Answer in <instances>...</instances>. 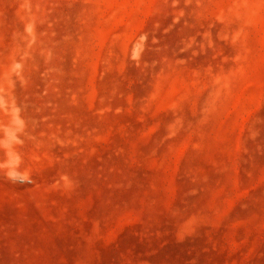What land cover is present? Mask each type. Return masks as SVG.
Here are the masks:
<instances>
[{"label":"rangeland","instance_id":"374dc122","mask_svg":"<svg viewBox=\"0 0 264 264\" xmlns=\"http://www.w3.org/2000/svg\"><path fill=\"white\" fill-rule=\"evenodd\" d=\"M0 99V264H264V0H0Z\"/></svg>","mask_w":264,"mask_h":264},{"label":"clouds","instance_id":"9594fccd","mask_svg":"<svg viewBox=\"0 0 264 264\" xmlns=\"http://www.w3.org/2000/svg\"><path fill=\"white\" fill-rule=\"evenodd\" d=\"M0 112H5L8 116L7 123L0 126V150H3L6 155L15 154L18 162L15 168H5V165L0 164V169L4 170V176L8 180L16 181L19 176L18 148L24 144L27 138L28 125L21 110L2 99H0Z\"/></svg>","mask_w":264,"mask_h":264}]
</instances>
